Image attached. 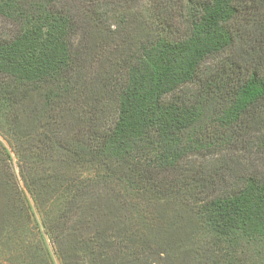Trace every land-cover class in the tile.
I'll list each match as a JSON object with an SVG mask.
<instances>
[{
  "label": "trees",
  "instance_id": "trees-1",
  "mask_svg": "<svg viewBox=\"0 0 264 264\" xmlns=\"http://www.w3.org/2000/svg\"><path fill=\"white\" fill-rule=\"evenodd\" d=\"M0 131V264H264V0H0Z\"/></svg>",
  "mask_w": 264,
  "mask_h": 264
},
{
  "label": "rangeland",
  "instance_id": "rangeland-1",
  "mask_svg": "<svg viewBox=\"0 0 264 264\" xmlns=\"http://www.w3.org/2000/svg\"><path fill=\"white\" fill-rule=\"evenodd\" d=\"M0 142H2V144H4L5 147H9L8 146V143L6 142L5 138L2 136V132L0 131ZM3 145L0 144V160L2 161V163L4 165L7 164V156L3 153ZM10 149V148H9ZM12 156H13V166H14V170L16 173H18L19 175V167L17 165V162H16V158L14 157V152L12 150H10Z\"/></svg>",
  "mask_w": 264,
  "mask_h": 264
}]
</instances>
